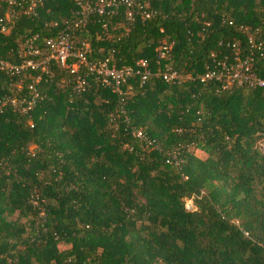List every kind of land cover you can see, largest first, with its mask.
<instances>
[{
    "label": "trees",
    "instance_id": "obj_1",
    "mask_svg": "<svg viewBox=\"0 0 264 264\" xmlns=\"http://www.w3.org/2000/svg\"><path fill=\"white\" fill-rule=\"evenodd\" d=\"M94 1L20 11L0 34V59L29 58L31 35L44 52L45 37ZM141 3L155 14L119 5L72 34L92 62L147 69L143 82L89 74L77 91L54 64L23 79L19 93L31 83L38 96L28 113L0 111V264H264V85L205 77L234 52L264 76V0ZM16 79L0 71V96Z\"/></svg>",
    "mask_w": 264,
    "mask_h": 264
},
{
    "label": "built area",
    "instance_id": "obj_2",
    "mask_svg": "<svg viewBox=\"0 0 264 264\" xmlns=\"http://www.w3.org/2000/svg\"><path fill=\"white\" fill-rule=\"evenodd\" d=\"M38 0H5L7 7L3 12L4 21L0 20V34L5 33L11 27V21L16 17L17 13L22 11L26 16H35ZM119 5L126 7H137L136 13L141 19L150 18L155 14L154 11L144 9L141 0H95L93 3L80 4L81 17L74 18L69 24H66L54 36L45 37L43 46L45 51L35 47L33 41L35 35L28 36L24 39L22 48L25 50L29 58L23 59L17 63L8 62L0 59V71H3L9 77L17 76L16 81L11 85L10 93L0 96V111L3 107H9L11 110L21 114L28 113L35 105L38 98L37 93L31 83L27 85L28 95L19 93L23 79L27 77V72L38 71L33 80L37 82L40 74H50L49 66L56 65L66 69L69 74L74 75V82L77 91L84 90L87 86V76L94 75L104 85L116 87L123 84L130 76L139 74L140 81L149 74L147 69L133 70L129 66H123L119 69L108 67L107 59L90 61L87 54L90 52L88 43L84 40H75L72 34L73 29L79 27L81 22L86 19L87 14L95 12L97 14L115 13ZM127 17H132L131 10L127 12ZM167 46L162 44L159 46V57H163ZM141 67L144 66L142 61L138 62ZM219 71L215 74L208 71L205 77L210 78L215 75L216 79L221 78L224 86H229L233 82L241 83L242 81L250 84L262 86L264 85V76L257 77L250 71L246 60H241L236 52L232 55L230 61L224 56L221 62H218ZM165 80L176 77L174 72H169L168 68L162 72ZM178 77V75H177ZM139 135V133H136ZM261 146H264L262 143Z\"/></svg>",
    "mask_w": 264,
    "mask_h": 264
},
{
    "label": "rangeland",
    "instance_id": "obj_3",
    "mask_svg": "<svg viewBox=\"0 0 264 264\" xmlns=\"http://www.w3.org/2000/svg\"><path fill=\"white\" fill-rule=\"evenodd\" d=\"M185 205L189 206L190 205V201H186Z\"/></svg>",
    "mask_w": 264,
    "mask_h": 264
},
{
    "label": "water",
    "instance_id": "obj_4",
    "mask_svg": "<svg viewBox=\"0 0 264 264\" xmlns=\"http://www.w3.org/2000/svg\"><path fill=\"white\" fill-rule=\"evenodd\" d=\"M187 206V205H186ZM188 207V206H187Z\"/></svg>",
    "mask_w": 264,
    "mask_h": 264
}]
</instances>
